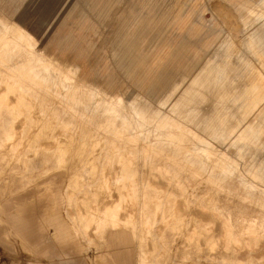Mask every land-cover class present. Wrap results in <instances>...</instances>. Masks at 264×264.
I'll return each instance as SVG.
<instances>
[{
	"label": "rangeland",
	"instance_id": "rangeland-1",
	"mask_svg": "<svg viewBox=\"0 0 264 264\" xmlns=\"http://www.w3.org/2000/svg\"><path fill=\"white\" fill-rule=\"evenodd\" d=\"M0 18L25 35L0 26V264H264V0H0ZM86 82L117 108L66 93ZM114 204L106 240L68 216Z\"/></svg>",
	"mask_w": 264,
	"mask_h": 264
},
{
	"label": "bare ground",
	"instance_id": "bare-ground-1",
	"mask_svg": "<svg viewBox=\"0 0 264 264\" xmlns=\"http://www.w3.org/2000/svg\"><path fill=\"white\" fill-rule=\"evenodd\" d=\"M0 26H1V28H3V29H5V30H7L8 31V34H9V37H10V45L12 44V43H15L16 45L15 46H20V47H22V46H24V42H25V35L24 34H18V31L17 30H15L14 29V27H10L9 26V24H6L5 22H3V20L0 18ZM30 36H31V34H30ZM32 37V36H31ZM28 39H29V37H28ZM31 39V38H30ZM32 41V40H31ZM131 41V40H130ZM0 42H1V39H0ZM132 42V44H131V46H130V55H131V58H132V60L134 61V54H135V47H136V44L133 42V41H131ZM6 43V42H5ZM3 45V44H2ZM9 45V46H10ZM12 46V45H11ZM13 46H14V44H13ZM26 46V45H25ZM4 47V46H3ZM19 47V48H20ZM5 49H6V47H4ZM9 48V47H8ZM12 48H14V47H12ZM10 49L11 48H9V51H10ZM15 49H16V47H15ZM8 51V52H9ZM12 51V50H11ZM10 51V52H11ZM17 51V50H16ZM3 52H5V51H3ZM7 52V53H8ZM20 52L21 53H19V55H24L23 53H24V51L21 49L20 50ZM12 53V52H11ZM3 55H5V54H3V53H1L0 52V57L2 56L3 57ZM4 57H6V55L4 56ZM26 57V56H25ZM32 57V56H31ZM42 57L43 56H40V58L38 57V58H35V59H33V58H31V59H29L28 61L29 62H31L32 63V61L33 60H36V59H42ZM28 58H30V57H28ZM26 59V58H25ZM20 60V59H19ZM22 60H24V59H22ZM21 60V61H22ZM40 61H43V59L42 60H40ZM45 61V60H44ZM9 62V61H8ZM38 63H39V60L37 61ZM36 62V63H37ZM4 63V62H3ZM124 64V63H123ZM35 67V66H34ZM36 68V67H35ZM40 68V67H39ZM38 68V69H39ZM43 68V67H42ZM48 72H51V74H49V75H52L50 78H46V77H49V75H46L45 73H43L42 74V72H41V76L40 77H42V78H44V79H47L48 80V84H51L52 85V89H54V91L55 90H57V91H59V93L61 92V93H63L62 92V90L60 89L61 88V86H62V78H64V77H67V75L65 74V72L64 71H62L61 69H60V67H58V65L56 64V61L55 60H51V62H50V69L48 68ZM31 71H32V69H31ZM40 71H41V68H40ZM46 72V71H45ZM18 74V73H17ZM34 74H35V72H34ZM38 74V73H37ZM39 75V74H38ZM46 75V76H45ZM72 75V74H71ZM24 77V76H23ZM39 77V76H38ZM13 78V77H12ZM73 78H75V77H73ZM39 79V78H38ZM66 79V78H65ZM70 79H71V76H70ZM41 80H43V79H41ZM75 80H76V78H75ZM66 81H68V80H66ZM71 82V81H70ZM69 82V83H70ZM66 83H68V82H66ZM68 83V84H69ZM73 83V82H72ZM82 83H84V82H82ZM86 83H88V82H86ZM33 84V83H32ZM71 84V83H70ZM76 84V83H75ZM74 84V85H75ZM65 87V86H64ZM63 87V88H64ZM19 88V87H18ZM21 88H23V87H21ZM20 88V89H21ZM24 89H25V87H24ZM28 88H26L25 90H27ZM23 90V89H22ZM24 90V91H25ZM34 90V89H33ZM67 90V89H66ZM76 90H77V92H76ZM28 91V90H27ZM26 91V92H27ZM82 91H88L86 94H91V95H93V96H95V102H94V108H96V107H101V105H103V104H107V106H106V109H116L117 108V103L115 102V104L113 103V104H111V102H112V96H113V93L110 91V90H108L107 88H104V87H101V86H98V85H93V84H90V83H88V84H83V85H80V86H72V87H70V89L66 92L68 95H76V94H80V93H82ZM30 92V91H29ZM28 92V93H29ZM46 92V91H45ZM49 92V91H48ZM52 92V91H51ZM54 93V92H53ZM57 93V92H56ZM65 93V92H64ZM75 93V94H74ZM166 93V92H165ZM55 94V93H54ZM167 95H168V93H166V97H167ZM34 96V95H33ZM163 97V96H162ZM165 97V98H166ZM39 98V97H38ZM55 98V97H54ZM61 98V97H60ZM165 98H163V99H165ZM82 99V98H81ZM76 101H77V99H76ZM102 101H104L105 103H102ZM79 102H80V100H79ZM123 102V101H122ZM71 103V102H70ZM80 103H82V102H80ZM119 103V102H118ZM56 104V103H55ZM76 105V103H73V105ZM87 104V103H86ZM122 104V103H121ZM131 104V103H130ZM78 105H79V103H78ZM174 108V111L175 112H177V111H179L180 109H179V107L176 105V106H174L173 107ZM27 109V108H26ZM83 110V109H82ZM75 111V110H74ZM105 111V110H104ZM95 112H97V111H95ZM100 113V112H99ZM102 113V112H101ZM104 113H106V115H107V112L105 111ZM187 114H188V116L189 117H198L199 116V114H196V113H194V112H191V111H187L186 112ZM85 114V113H84ZM98 114V113H97ZM103 114V113H102ZM123 114V113H122ZM127 114V113H126ZM125 114V115H126ZM223 115L222 116H219V117H210L208 120H206V129H207V131L210 133V134H212V135H214V136H217V137H219V136H228V135H230V133H231V126H232V122H231V119L226 115V114H224V113H222ZM91 115V114H90ZM119 115H120V113H119ZM99 116V115H98ZM113 116V115H112ZM128 116H129V114H128ZM127 116V117H128ZM3 117V116H2ZM114 117V116H113ZM206 117V116H205ZM203 118V119H206V118ZM100 118V117H99ZM122 118H123V116H122ZM129 118V117H128ZM133 118H135V117H133ZM130 119V118H129ZM132 119V118H131ZM136 119V118H135ZM115 120H117V119H115ZM113 121H114V119H113ZM120 121V120H119ZM137 121V120H136ZM205 121V120H204ZM2 122V121H1ZM138 122V121H137ZM136 122V123H137ZM124 123V122H123ZM126 123V122H125ZM129 123H130V121H129ZM117 125V124H116ZM119 125V124H118ZM128 125V124H127ZM130 126V125H129ZM144 126H145V124H144ZM156 126V125H155ZM133 127V126H132ZM135 127V126H134ZM138 127V126H137ZM141 127V126H140ZM1 128H3V127H1ZM5 128V127H4ZM136 128V127H135ZM141 128H143V127H141ZM156 129H158V128H156ZM169 129V128H168ZM158 130H160V128L158 129ZM5 131V130H4ZM56 131V130H55ZM161 131V130H160ZM160 131H159V134H160ZM174 131V130H173ZM158 132V131H157ZM170 132V131H169ZM9 134V133H8ZM17 134V133H16ZM9 135H11V134H9ZM13 135V134H12ZM6 136V135H5ZM165 136H167V135H165ZM11 137V136H10ZM158 137V135L156 136V138ZM168 137V136H167ZM170 137V136H169ZM174 138V137H173ZM180 138V137H179ZM129 139V138H128ZM167 139V138H166ZM170 140V139H169ZM181 140V139H180ZM177 141V140H176ZM188 141V140H187ZM163 143V142H162ZM136 144V143H135ZM184 145V144H183ZM121 146V145H120ZM176 146V145H175ZM178 147V146H177ZM154 148V147H153ZM156 148V147H155ZM180 149V148H179ZM204 149V148H203ZM173 150H175V149H173ZM202 151V150H201ZM176 152H178V151H176ZM197 152V151H196ZM177 154V153H176ZM188 154V153H187ZM198 154V153H197ZM207 154V153H206ZM149 156V155H148ZM186 157V156H185ZM195 158V157H194ZM201 158H202V156H201ZM0 159H1V156H0ZM3 159V158H2ZM217 159V158H216ZM61 160V159H60ZM158 160H160V159H158ZM218 160V159H217ZM5 163V162H4ZM59 163V162H58ZM60 164V163H59ZM200 168V167H199ZM215 168V167H214ZM13 169V168H12ZM170 170V169H169ZM227 170V169H226ZM13 171V170H12ZM215 171V170H214ZM198 172V171H197ZM233 172H234V170H233ZM235 172H237V171H235ZM24 173V172H23ZM211 173V172H210ZM223 177V176H222ZM226 177V176H225ZM236 178V177H235ZM228 180V179H227ZM226 180V181H227ZM122 189V188H121ZM258 202V201H257ZM167 203V202H166ZM255 203V202H254ZM124 204V203H123ZM122 204V205H123ZM121 205V206H122ZM117 206H118V204H114V205H111V206H106L104 209H102V222L104 223V224H106V225H108L109 227H114V221H115V210H116V208H117ZM225 208V207H224ZM121 212V211H120ZM244 213V212H243ZM230 215V214H229ZM142 216V215H141ZM120 217V216H119ZM247 221V220H246ZM250 221V220H249ZM257 221V220H256ZM250 222H252V221H250ZM253 224V223H252ZM255 224H256V222H255ZM261 225V224H260ZM108 227V228H109ZM202 228V227H201ZM78 230V229H77ZM86 230V229H85ZM260 231V230H259ZM195 253L197 254V255H201V253H202V249H201V247H196V251H195ZM211 263V262H210ZM209 263V264H210ZM140 264H142V263H140Z\"/></svg>",
	"mask_w": 264,
	"mask_h": 264
},
{
	"label": "crops",
	"instance_id": "crops-1",
	"mask_svg": "<svg viewBox=\"0 0 264 264\" xmlns=\"http://www.w3.org/2000/svg\"><path fill=\"white\" fill-rule=\"evenodd\" d=\"M75 184H76V189L73 188L75 191H79L81 192V189L82 186H84L85 184L82 183L81 181H79L77 178H75ZM42 181V177L41 178H38L36 179L35 181H32L30 180V182H26L24 179H21V181H19L18 183V186L17 187H25L27 186L28 184H31L32 182L35 183H39ZM39 185V184H38ZM70 198L71 200L68 201L69 205H74V206H79L77 200L79 199L78 197H75L74 195H70ZM74 198V199H73ZM74 200V201H73ZM83 203H84V200H83ZM78 209V208H77ZM101 206L99 208H95L94 210L91 208V209H87L86 210V213H83L80 211V209H78V211L73 215L72 211H70L69 209L67 210L68 213V216L70 217V219L72 220V224L73 225H76L77 227H82L83 225H85L87 222L90 223V225H98V228L100 230V232L102 233V230H101V226L102 224H100V227H99V222H102V214H101ZM76 227V228H77ZM121 227H110L106 230L105 232V236H104V239H108V234H109V231H112V230H115V229H119ZM77 230V229H76ZM121 230V229H120ZM134 233H135V230H134ZM102 235V234H101ZM123 234H119V237L122 236ZM136 236V235H135ZM103 237V236H102ZM147 262V261H146ZM148 262H150V260L148 259ZM145 264V258H141L139 259V257L137 258L136 260V264Z\"/></svg>",
	"mask_w": 264,
	"mask_h": 264
}]
</instances>
